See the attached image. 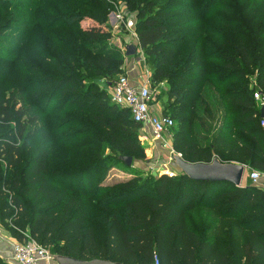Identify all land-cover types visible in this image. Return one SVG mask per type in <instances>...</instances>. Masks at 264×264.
I'll return each instance as SVG.
<instances>
[{
  "label": "trees",
  "instance_id": "1",
  "mask_svg": "<svg viewBox=\"0 0 264 264\" xmlns=\"http://www.w3.org/2000/svg\"><path fill=\"white\" fill-rule=\"evenodd\" d=\"M122 1L124 16L135 15L136 45L151 59V85L170 84V89L160 95L168 105L173 100L188 102V109L182 110L188 116V141H173V148L189 162H210L217 156L264 171V133L253 96L258 91L264 102V39L252 34L246 42L239 35L237 41L228 43L232 51L219 49V42L212 43L201 32L195 38L191 33L181 36L183 25L177 13L181 8L176 0ZM78 2L80 6L72 15L79 21L89 18L94 22L76 35L77 62L62 66L56 81L51 77L46 80L55 82L49 96H60L71 88L64 99H73L96 119L104 133H96L97 138L113 145L120 141L122 148L139 151L132 136L142 125L133 120L128 109L114 104L96 81L103 75L111 87L123 71L121 50L97 44L111 36L113 29L107 20L115 8L104 0ZM200 23L190 24L189 30L200 31ZM121 28L126 30L123 25ZM186 50L182 60L181 53ZM211 61L224 63L213 69ZM249 74H254L253 83ZM234 78L239 81L234 82ZM209 79L216 91L223 88L222 97L229 102L231 113L226 111L215 119L211 135L203 143L198 138L207 139V135L202 136L201 125L193 127V120L205 122L198 110ZM204 110L212 116L208 101ZM22 116L0 96V119L18 123L17 134L4 136L0 142V160L13 169L10 180H0V217L13 220L7 227L13 239L22 240V232H27L41 245L54 247V254L122 264H152L154 254L161 264H264V187L249 180L239 187L227 181H195L181 172L172 177L162 173L138 184L130 179L106 199L98 200L107 190L94 198L107 210L105 232L99 240L94 227L86 226L83 211V202L93 199L89 188L95 179L83 175L85 169H51L47 164L48 144L37 145L25 160L17 139L32 140L34 134L21 125ZM92 166L95 173L99 171L98 164ZM78 178L81 183L76 185ZM27 195H33L31 202ZM34 202L38 207L30 209ZM14 210L17 214L11 216ZM201 223L206 224L200 227ZM0 264L6 263L0 260Z\"/></svg>",
  "mask_w": 264,
  "mask_h": 264
},
{
  "label": "rangeland",
  "instance_id": "2",
  "mask_svg": "<svg viewBox=\"0 0 264 264\" xmlns=\"http://www.w3.org/2000/svg\"><path fill=\"white\" fill-rule=\"evenodd\" d=\"M104 1L115 8L114 12L124 13L122 0ZM153 1L159 3L167 0ZM176 1L181 8L177 10V13L183 25L180 30L182 37H188V33H191L195 38L201 32L212 43L219 42V49L230 51L233 48L228 47V43L237 41L239 35L242 39H246V42L251 39L252 34L264 39V0ZM79 6L78 0H0V96L8 99L15 109L23 113L21 125L26 131L34 134L32 140L17 139L25 160L30 157L37 145L48 144L47 164L51 169L56 172L85 169L83 175L95 179L89 188L93 199L83 202V208L85 207L83 211L86 226L92 225L100 240L105 232L104 214L107 210L94 198L98 197L99 191L107 190L98 200L106 199L109 193L121 190L130 179L138 184L159 176L162 163L168 159L169 151L173 148L172 142L188 141V116L182 114L183 109H188V102H181V104L173 100L168 105L160 98V95L170 89V84L163 82L160 87L156 84L151 85L154 94L152 103L155 108L171 114L175 119V126L164 135L170 141V145L160 146L158 140L154 138V133L147 127L140 129L136 135L132 136V142L139 144V151L132 152L122 148L120 141L113 145L108 140L104 142L96 137V133L104 134L99 130L96 119L73 99L69 97L64 99L71 88L66 89L60 96L55 95L50 98L49 93L55 86V82L51 80L46 82V80L51 77L56 81L58 75L62 74V66L66 68L77 62L76 35L81 29L94 22L89 18L79 21L77 16L72 15L77 12ZM124 17L126 20L133 19L136 23L134 13ZM109 19H114L112 12L108 17V23ZM196 22H201L200 31H190L188 26ZM118 31H111V36L105 40L106 45L104 40L97 44L106 46L108 49H120L124 57L123 66L126 65V58L131 59L138 66V75L143 78L150 76L151 59L139 46L134 56L124 55L125 45L137 44V37L126 30L125 33L129 38L125 40L124 33ZM92 45L95 46L94 43ZM79 49H82L80 45ZM186 52L187 50L181 53L182 60ZM211 62L210 68L213 67V69L221 68L224 63ZM125 70L123 68L120 74H127ZM253 75L249 74L250 83H253ZM104 77L103 75L97 77L96 81L98 87L105 89L108 95L110 87ZM233 81L237 82L239 78H234ZM204 93L205 97L199 103L198 113L205 122L200 124L197 120H193V127L201 125L200 132L202 136L207 135V139L198 138V140L206 143L211 135L215 119L221 117L226 111L230 114L231 106L222 97L223 88L216 91L211 79L205 82ZM206 101L210 104L212 116L204 110ZM204 124L211 127L208 128ZM17 131L18 123L15 119L9 121L0 119V142L4 136L11 137L16 135ZM112 147L115 150H112ZM123 154L133 157L130 166L119 158ZM141 155L144 158L138 159L137 157ZM95 164L100 166L96 173L92 170V165ZM22 165L23 163L20 166ZM12 170L4 160H0V180H10ZM80 179L78 178L76 185L81 183ZM246 182L245 175L243 184ZM66 183L70 184L71 180ZM261 184L262 181L256 186L261 187ZM25 198L31 202L33 195H27ZM36 203L31 204L30 209L37 208ZM16 214L17 211L14 210L11 216ZM12 221L11 218L6 221L0 217V228L8 236L10 235L7 227ZM205 224L201 223L200 227H204ZM54 250V247L49 248L50 255L54 254ZM4 255L6 254L0 253V260L6 264H13L9 263L10 259L5 258ZM52 262L50 258L45 264Z\"/></svg>",
  "mask_w": 264,
  "mask_h": 264
},
{
  "label": "built area",
  "instance_id": "3",
  "mask_svg": "<svg viewBox=\"0 0 264 264\" xmlns=\"http://www.w3.org/2000/svg\"><path fill=\"white\" fill-rule=\"evenodd\" d=\"M112 15H114V19H112L113 21L109 19V25L113 30H118L123 25L134 37H137L133 19L126 20L121 11L112 12ZM151 89L150 76H146L140 84H135L128 74H119L110 87L109 95L114 104L128 109L133 120L140 123L142 128L148 124L160 146L163 144L167 146L170 141L164 135L174 126V119L155 108L152 103L154 94ZM253 96L258 103L259 112H261V108L264 107L263 99L258 91H255ZM260 127L264 133V116H260ZM174 152H177L174 148L169 151L168 159L162 163L159 175L165 173L172 177L180 172L171 159ZM245 175L252 184L258 185L260 180L264 178V171L247 167ZM22 233V240L12 239L11 263L45 264L47 260H50L49 248L41 245L29 233ZM152 264H161L157 254H154Z\"/></svg>",
  "mask_w": 264,
  "mask_h": 264
},
{
  "label": "water",
  "instance_id": "4",
  "mask_svg": "<svg viewBox=\"0 0 264 264\" xmlns=\"http://www.w3.org/2000/svg\"><path fill=\"white\" fill-rule=\"evenodd\" d=\"M138 45L128 43L125 45V56H134L137 52ZM260 116H264V107L261 108ZM120 159L126 165L132 164L133 157L128 155L120 156ZM173 164L181 173L187 175L195 181H227L236 187L243 185V179L247 166L238 162H225L214 156L210 162H189L181 154L174 152L171 155ZM51 259L54 264H122L120 261L94 258L83 260L77 257L53 254Z\"/></svg>",
  "mask_w": 264,
  "mask_h": 264
},
{
  "label": "crops",
  "instance_id": "5",
  "mask_svg": "<svg viewBox=\"0 0 264 264\" xmlns=\"http://www.w3.org/2000/svg\"><path fill=\"white\" fill-rule=\"evenodd\" d=\"M118 30L121 31L122 33H124L123 38L125 40H127V38H129L128 34L125 33L126 30H121V29H118ZM118 30H116V31H118ZM125 60H126V65L124 64L123 68L126 69L125 70L126 73L129 75V77L133 83L140 84L144 78L142 76L138 75L137 64L134 63L131 59L128 60V58H126ZM147 127H149L148 124H146V126L144 128H147ZM260 181H262L261 187H264V178H262ZM207 218H209V217L207 216ZM215 221H216L215 219L212 220V222H215ZM12 239H13L12 237L5 234L2 230V228H0V253L6 254L7 256L6 255H4V256H5V258H8V259L11 258V245L13 242ZM9 256H10V258H9ZM9 263H11V259L9 260Z\"/></svg>",
  "mask_w": 264,
  "mask_h": 264
}]
</instances>
